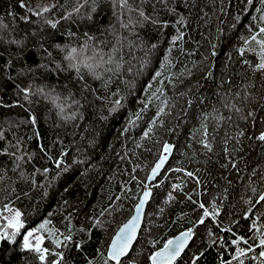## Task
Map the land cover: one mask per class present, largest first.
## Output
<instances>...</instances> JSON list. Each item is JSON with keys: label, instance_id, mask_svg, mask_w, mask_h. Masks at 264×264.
<instances>
[{"label": "trees", "instance_id": "trees-1", "mask_svg": "<svg viewBox=\"0 0 264 264\" xmlns=\"http://www.w3.org/2000/svg\"><path fill=\"white\" fill-rule=\"evenodd\" d=\"M261 16L264 0H0V210L24 225L0 239V264H105L165 144L121 264H152L188 229L173 264H264Z\"/></svg>", "mask_w": 264, "mask_h": 264}, {"label": "snow or ice", "instance_id": "snow-or-ice-1", "mask_svg": "<svg viewBox=\"0 0 264 264\" xmlns=\"http://www.w3.org/2000/svg\"><path fill=\"white\" fill-rule=\"evenodd\" d=\"M249 3L252 2V0H248ZM120 4L121 6H126L127 5V0H120ZM23 7V5H21ZM43 11H48L47 8L43 9ZM78 11V9H77ZM141 16H143L145 19H149V17H147L145 15V13L143 11H140L139 13ZM37 15H39V13H37ZM260 19L262 21H264V16H261ZM51 24V27L55 28L56 27V23L57 22H49ZM183 33H180L179 36L174 37L173 38V43H175L176 40L182 39L183 37ZM264 26L260 27L258 29L257 32L253 33L250 37L251 41H254L258 46H259V62L257 64H255L254 68L257 71L260 72H264ZM22 43V42H21ZM245 45L249 44V39H245L244 40ZM248 50L250 51H255L254 49L249 48ZM75 49H72V52H75ZM240 54L243 55L245 52V48H240L239 49ZM213 55H215V52L212 53ZM245 63H247V61H245ZM73 67H75V65H73ZM89 68H91V65H88ZM79 71V69L77 68V72ZM161 75L160 72L156 73V77H159ZM99 78V77H97ZM155 79V77H154ZM27 91V90H26ZM121 105V101L120 100H116L115 101V105L114 107L111 109V111H115L117 107H119ZM141 111H143V109H141ZM161 112L163 111V109L160 110ZM237 111H239V109H237ZM249 115H251V113H249ZM136 119H139V114H136ZM34 119H33V123H34ZM135 121H130L129 123H134ZM150 131V130H149ZM148 133H145V136H147ZM258 139L264 141V133H261V135L258 137ZM206 148H209V150L211 149V145L205 143L204 145ZM171 145L165 144L164 145V152L165 153H169L171 151ZM168 159L167 155H161L159 158V161L156 163L155 167L152 168L151 170V175L148 177L149 180L154 179V177L157 175V173L160 171V169L164 166L165 161ZM62 163V161H57V167L60 166V164ZM48 170L45 169V172H47ZM179 171V169H178ZM189 176L192 175V173H188ZM179 185H175L174 188L175 189H179ZM150 196V191L146 190L143 193V198L140 200L139 204L137 205L136 211H137V215H134L131 220L128 221V223L124 224L119 231L117 232L116 236L112 239L111 242V246L109 248L108 251V257L105 260V264H107V260H113L116 262V264H121V257H124L129 249L132 246V242L133 240L136 239V229L139 226V220H140V211L143 208L144 204L146 203V201L148 200ZM170 198H171V194H169ZM190 198V197H189ZM260 201H264V195L260 196ZM201 208H203L204 206L201 204L200 205ZM210 215V213L208 212L207 209L204 210V216H208ZM214 218V216H213ZM99 223V222H97ZM200 223H203V217L200 220ZM23 222L21 221V213L19 211L15 212V215L13 217V220L9 221L8 227L12 228L14 231L12 233V236H8L7 232L0 234V239H11L12 237H14L17 233H19L20 229L23 228ZM41 227H45L44 225H41ZM32 235L31 232H29L26 236H24V248L28 249L31 248L32 245L29 243V237ZM193 235V231L192 229H188L186 232L181 233L180 236L176 237L174 240H169L165 245L164 248L161 251L155 252L151 257V261L152 264H160V258H163L164 260H166L167 264H173V261L176 260L177 257L180 256L181 252L183 251L184 247L186 246V244L188 243V241L191 239ZM66 239H70V237H67ZM243 239V238H240ZM245 243H247V241H244ZM57 244L60 243V241H56ZM233 243H238V241L234 240ZM260 245L264 246V238H262L260 240ZM36 251H41L40 247H39V243H37L36 247H35ZM44 252H47V249L43 250ZM239 251V250H238ZM240 254H243L242 252H240ZM261 257H264V251H262L260 253ZM45 257L43 255L40 256V259L43 260Z\"/></svg>", "mask_w": 264, "mask_h": 264}, {"label": "water", "instance_id": "water-1", "mask_svg": "<svg viewBox=\"0 0 264 264\" xmlns=\"http://www.w3.org/2000/svg\"><path fill=\"white\" fill-rule=\"evenodd\" d=\"M168 145H171V144H168ZM171 146H172V145H171ZM163 155H167L168 159L165 161L164 166L160 169V171L157 173V175L154 177V179H152V180L147 179V187L144 189V191L149 190V191H150V196H149L148 200L146 201V203L144 204L143 208L141 209V211H140V213H139V215H140V220H139V226H138L137 229H136V239L133 240L131 248L129 249L128 253H127L124 257H121V260L124 259V258H126L127 256H129V254L133 251V248H134V246L136 245V243H137V241H138V238H139V236H140V232H141V230H142V227H143V224H144V221H145V217H146V213H147V210H148L149 203L151 202L152 197H153V189H152L150 186H152V185L156 182V180L159 178V176L161 175V173L166 169V167H167V165H168V163H169L171 157L173 156V148L171 147V151H170L169 153H164ZM158 161H159V159L157 160V162H158ZM157 162H156V163H157ZM156 163H155V165H156ZM155 165H154L153 167H155ZM150 175H151V171H150V173H149V176H150ZM149 176H148V177H149ZM144 191H143V193H144ZM143 193H142L141 196H140V200L143 198ZM140 200H139V202H140ZM139 202L136 204V206H135V208H134V212H133V214L131 215V217H130V218H129L124 224L128 223V221L131 220V218H132L134 215H137L136 208H137V205L139 204ZM124 224H122V225L120 226V228H121ZM120 228H119V229H120ZM119 229L117 230V232L119 231ZM117 232L115 233V235L113 236V238L116 236ZM184 232H186V231H184ZM182 233H183V232H182ZM180 235H181V233L178 234V235H175V236L172 237L170 240H174L176 237H178V236H180ZM113 238H112V239H113ZM192 240H193V235H192L191 239L188 241V243L186 244V246L184 247V249H183V251L181 252L180 256L177 257L176 260L173 261V263L176 262V261H177V260H178V259L184 254V252H185V251L188 249V247L190 246ZM111 242H112V241H111ZM110 246H111V243H110V245H109V248H110ZM109 248H108V251H109ZM163 248H164V247H162L161 249L157 250L156 252L161 251ZM107 255H108V252H107ZM112 261H113V260H112ZM114 262H115V261H114ZM160 264H167V262H166V260H164L163 258H160Z\"/></svg>", "mask_w": 264, "mask_h": 264}, {"label": "rangeland", "instance_id": "rangeland-1", "mask_svg": "<svg viewBox=\"0 0 264 264\" xmlns=\"http://www.w3.org/2000/svg\"><path fill=\"white\" fill-rule=\"evenodd\" d=\"M16 211H19V209L9 208L4 211L0 210V234H3L5 229L8 228L9 221L13 220ZM29 232L32 233V235L29 237V243L32 246H36L37 243L41 245L43 241L41 233L35 228H30L25 232L24 236H26Z\"/></svg>", "mask_w": 264, "mask_h": 264}]
</instances>
